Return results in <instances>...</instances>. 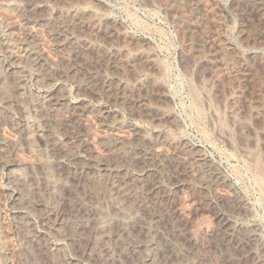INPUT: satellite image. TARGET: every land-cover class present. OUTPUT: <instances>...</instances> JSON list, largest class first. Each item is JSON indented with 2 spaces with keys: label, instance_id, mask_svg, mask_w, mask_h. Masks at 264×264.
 Returning a JSON list of instances; mask_svg holds the SVG:
<instances>
[{
  "label": "rangeland",
  "instance_id": "374dc122",
  "mask_svg": "<svg viewBox=\"0 0 264 264\" xmlns=\"http://www.w3.org/2000/svg\"><path fill=\"white\" fill-rule=\"evenodd\" d=\"M28 1L16 0L14 3L13 0L8 4L0 0V69L3 71L4 67L24 77L26 92L28 96L32 95L30 98L37 100L63 95L68 103H84L90 109L89 114L93 115L88 114L90 117L83 121L85 128L81 126L83 128L80 130L91 132L95 145L102 146V136L106 134L117 133L125 137V163L116 168L110 161L103 167L95 168L96 176L100 175L95 182L98 185H95L102 190L101 196L105 198L98 197L92 206L99 213L98 217L105 228L110 225L108 229L113 228V231L118 224L132 225L130 222L134 224L140 221L148 239L143 254H153L158 246H163L162 238L165 235L150 218L151 210H147V213L142 206L154 197V204L157 205L151 204L152 207L158 206L160 199V203L167 201L171 204L176 213L172 225L182 231V235L167 233L166 237H172L171 240L181 248L179 258L187 259L192 264L219 261L224 252L220 248L221 234L218 229L220 220L225 219L244 229L250 239L247 249L251 251V256L264 259V0ZM27 3L31 4L29 10L25 9ZM15 9H19L18 12ZM34 16L39 22L37 31L30 37L25 32L26 19ZM61 27L70 29L75 39L71 58L64 55L68 46L60 34ZM72 66L75 71L71 70ZM47 68L49 73L40 77V73ZM102 78L112 83L110 92L106 93L101 87ZM9 80L12 77L5 84L7 90L10 89L9 94H13L11 87H8L12 84ZM100 112L108 116L103 118L99 116ZM62 117V113L54 114L51 125L49 122L35 121L46 134L54 133L63 138L65 129L59 126ZM3 126H0V136L13 135L9 131L11 128L7 127L10 126L8 123ZM48 126L56 129L51 130L52 127ZM136 134L142 137H139V145L133 142ZM36 144L44 148L43 145V148L40 147L42 143ZM75 144L74 148L77 147ZM151 146L162 148L164 154L167 153L166 160L163 156V160L144 162L133 159L130 152L126 153L130 148L137 152ZM180 148L192 155L191 160L194 154H201L209 164H195L194 160L180 161L176 157ZM191 150L193 154H190L193 152ZM51 156L49 160L54 165L51 166L52 173L54 168L57 169V163ZM4 158L6 160L0 154L2 221L7 220L3 222L9 227L13 238L16 236V223L18 225L22 218L31 221L34 230H42V209L14 203L16 189L7 174L9 169L3 165ZM23 160L26 161L27 156ZM95 160L91 158V162L97 166L98 161ZM29 170V167H25L22 174L29 176ZM57 171L52 173L53 177L59 173ZM112 172L144 177L135 183L134 192H137L133 197L122 198L125 200L121 201L119 195L113 192L108 182ZM220 180L225 181V186ZM141 198L144 199L142 204ZM129 204L135 206L136 213L123 217L121 210H130L132 207ZM139 204L142 205L141 210ZM242 205H245V209ZM124 218H127L126 221ZM50 222L53 223L52 220ZM159 231H162L163 237ZM56 235L50 234L47 241L58 249L60 247L59 253L63 257L74 259L78 264H95L91 258L81 256L79 250L71 246L73 244ZM1 259L0 264L3 262ZM30 259L32 264H46L37 256ZM244 259L240 264H247L250 260L249 257ZM12 264L19 263L13 261Z\"/></svg>",
  "mask_w": 264,
  "mask_h": 264
},
{
  "label": "bare ground",
  "instance_id": "6f19581e",
  "mask_svg": "<svg viewBox=\"0 0 264 264\" xmlns=\"http://www.w3.org/2000/svg\"><path fill=\"white\" fill-rule=\"evenodd\" d=\"M12 1L13 0H5V2H8V4H11L10 2H12ZM15 1L16 0H14V3H15ZM37 2H38V0H37ZM14 3H12V4H14ZM38 3H40V2H38ZM30 7H31V4L27 3L25 9L29 10ZM15 8H16V6H15ZM17 8H18V6H17ZM18 10L15 9V11H17V12H18ZM33 14H35V13L33 12ZM15 15H16V13H15ZM25 15H23V16H25ZM18 16H19V14H18ZM44 17H46V16H44ZM0 21H1V19H0ZM38 22H39V20H37V18H35V16L29 17L26 19V28H25L26 31L25 32L28 36L32 37V35L35 34L34 31L36 30V27L38 26ZM93 23H94V20H93ZM63 24H65V23H63ZM39 25H40V23H39ZM40 26L42 27V25H40ZM23 27H25V26L23 25ZM61 29H62V31L59 28V31H61L60 34H62L64 36L65 45L68 46L67 50L65 51V53L66 52L67 53L64 55H66V57L71 58V57H73L71 52L73 50L74 40H75V39L73 40V37H72L73 33L70 29H67L66 27H61ZM59 31H57V32H59ZM94 34H95V32H94ZM109 42H111V41H109ZM4 50H2V51H4ZM76 53H78V52H76ZM17 55H20V54L17 53ZM114 55H116V54H114ZM108 57H107V59H108ZM74 58H75V56H74ZM61 63H63V62H61ZM0 66H2V64H0ZM40 66H41V64H40ZM73 66H74V64H73ZM73 66L71 67L72 71L74 70ZM2 69H3V71H1V69H0V126H2V128H3L4 127L3 125L6 126V124L8 123L10 126H7V127L11 128L9 131H12L11 133H13V135L9 136V134H8L7 135L8 137L0 136V154H2L4 157H6V160L4 158V164L3 165L7 169H9V170H7V172H8L7 174H9L8 176L12 180L11 182L14 184V187L16 189L15 193L13 194L14 198H15L14 203L18 202L19 204H22L28 208L31 207L32 209H37V210L42 209L43 210V219H44L43 225L44 226H43L42 230H37V229L34 230L30 225L31 221L29 222V220H25L24 218H22V219H20L18 225L16 223V230H14L16 236H15V238H13V236L10 235L11 231L9 232V229H8L9 227L7 228L5 223L3 222L5 220L2 221L3 218L1 219V217H2V215H1V217H0V258L3 259V262L1 264H12L13 261H15L19 264H32L30 258H33L35 256L39 257L41 260H44V262H46V264H78L77 261H75L74 259H71V258L66 259V257H63V254L59 253V249H60L59 246H57V247H59V249H58V248L52 246L53 244L51 245L50 241H49L50 243H48V241H47L48 236L50 234L55 235V233H57V235L59 234L60 239L63 238L66 241H68L69 244L70 243L73 244V245H71V244L70 245L75 246V248H77L76 250H79V252L82 254L81 256L84 255V256L88 257L87 259L91 258L92 261L95 262V264H192L187 259L179 258L181 248L179 247L180 248L179 249L177 247V245L175 244V242H176L175 240H174L175 242L172 241L173 240L172 237H171L172 240L170 238L166 237V235H168L167 233H169V234L172 233L173 235H177V236L182 235V231L176 229L172 225V222L175 221V219H176V213L171 208L172 205L169 204L167 201L164 203L163 202L160 203V201H159L160 199H159L158 200L159 205L156 207H154V206L152 207L151 204L157 205V204H154V200H156V199L154 197L150 198L149 195H147L150 198L149 202H147L148 204L146 203V200H145L146 204H143V206L140 205V204H142V202L144 200V199L142 200V198H141V200H140L141 203L138 205L139 207L140 206L143 207L142 210L143 209H146V211L151 210L150 218L156 224H158V226H160L162 231H164L163 234L165 235V237H163L164 235H162V231H159L161 233L160 235H162V237H163L162 239L164 241L163 240L162 241L164 244H163V246H158L155 249L156 251L153 254H145V253L143 254L144 246H145L148 239H147V235H146L147 232L145 231L146 229L144 228V226L141 224L140 221L137 220V223H134V224H133V222H130V223H132V225L130 224L131 226L128 225L129 223L128 224L127 223L118 224L119 226L116 225L117 228L115 227L116 229L112 231L113 228L111 230L108 229L110 227V225L109 226L107 225V227L105 228V225H103L104 223L100 222L101 218L99 219V217H98L99 213L98 212L96 213L97 210L95 211L93 209V206H92V204H94L93 202H96V199L98 197L101 198L103 196V195L101 196L102 190L100 189L101 190L100 191L99 188L96 187V185H98V184H96L95 182L97 181L96 180L97 177L99 178L100 175L96 176L97 173H95V168L96 167H103L106 163H110V161H112V163H114L113 165H116V168H117V166H119V164L123 165L122 163L123 162L125 163V152H124V147H123L124 146L123 144H125V137H122L123 135L120 136V134H117V133H113L110 135L106 134V135L102 136V143L104 142L103 145L102 146L97 145V144L95 145V143L93 142V135L91 134V132L88 133L89 131L83 132L82 130H80L81 126H83V123H84L83 121L85 120V118H87V117L89 118L91 115H93V114H91V115L89 114L90 109H88V107L85 106L84 103H82V104L76 103V105L68 103L63 95H57L55 97H53V95H51V97H43V98L41 97L40 99L38 98L37 100H35L34 98H30V96H32V95L28 96L29 94L26 92L27 89H26V86L24 84L25 81H23V79H24L23 75H22L23 78H21L20 76L15 75L14 73H11L13 71L9 72L8 70L4 69V67ZM36 70H38V69H36ZM37 72H39V71H37ZM46 72L49 73L48 68L44 69L43 72L40 73V77H44L41 75H45ZM16 74H18V73H16ZM49 75H51V74H49ZM78 75H79V73H78ZM9 77H12V80H9L12 82V84L8 87H11V89H12L11 93L13 92V94H9L10 89L7 90L8 88L5 84V81ZM100 82H101L100 83L101 87L106 91V93H107V91L110 92V88H112V83L109 82L108 80H105V79L101 80ZM9 83L10 82H8L7 84H9ZM113 89H114V87H113ZM58 112L63 114L62 120L60 119V122H59L60 128L62 127L63 130L65 129L63 138H59L54 133H50V132H49L50 134H46L45 132L40 130L38 128V125H37V121H42V123H44V122L48 123L49 122V125H51V122H52L51 119H53L51 117H53L54 114H56ZM31 113H32V115H31ZM88 114L90 116H88ZM99 116L105 118L108 115L104 112H100ZM95 117L96 116H94V118ZM35 120H37V121H35ZM106 120H108V119H106ZM85 122H86V120H85ZM45 125H46V123H45ZM54 125H56V124H54ZM48 127H52L51 130L56 129L55 127L53 128V126H48ZM56 127H58V126H56ZM48 129H50V128H48ZM86 130H87V128H86ZM60 132H62V131H60ZM134 134H135V132H134ZM139 137L140 136H138V134H136L133 137V142H137L138 145L140 144L139 143ZM140 138H142V137H140ZM128 141H130V139ZM38 142H40V144L42 143L41 146L40 145L39 146L42 147V145H43L44 146V148L42 147L43 149H41L37 146L38 144H36V143H38ZM73 142H74V144L76 143L75 145H77V147H75V148L73 147V145H74V144H72ZM132 144L134 145V143H132ZM167 144H168V142H167ZM130 145H131V143H130ZM187 148H185V149H187ZM183 149L184 148H180V150L178 149V152H176V157L179 158L180 161L182 160V162L183 161L191 162L192 160H194V163L196 161L195 164H199V163L203 164L204 162H206L205 159H207V158H204L203 155L201 156V154L200 155L198 154L196 156L194 154V156H193L194 158H192V160H191L190 156H192V155L189 156L187 150H183ZM191 151H193V150H191ZM246 151H248V150H246ZM128 152H130L133 159L141 160V161H144V160L147 161V160H153V159L159 160L163 156L166 160V158L168 157L166 155L167 153L164 154V152L162 151V148H155L154 146H153V148H152V146L151 147H144L143 150H141V151L138 150L137 152H135V150L134 151L131 150V148H130V151L129 150L126 151V153H128ZM22 153H24V154H22ZM193 153H194V151L190 154H193ZM20 154L24 155L23 157L27 156V160L26 161L23 160V157L21 159ZM26 154H28V155H26ZM128 154H126V155H128ZM50 155H52L51 158L52 157L55 158L54 161L57 163L56 164L57 166L55 165L57 167V169L54 168V171H52V173H55V170L56 171L58 170L57 172H59V173H57V175H56L57 177L55 176L56 178L53 177L54 175L52 176V173H51V169H52L51 166L54 167V165H52L51 164L52 161L49 160ZM171 156L175 157L174 154H171ZM28 157H29V159H28ZM91 158H95L98 161L97 166H96V163L94 164L93 162H91ZM168 159H170V158H168ZM161 160H163V159H161ZM206 163H208V162H206ZM204 165H205V163H204ZM204 165H201V167ZM147 166H148V164H147ZM25 167L26 168L29 167V169H30L29 171H31V174L29 176L27 175V173L25 175L22 174V172H25V171H23ZM206 168H209V167H206ZM25 170H27V169H25ZM27 172H28V170H27ZM178 172H180V171H178ZM112 173H114V174H112ZM112 173L109 174L110 176L108 175L109 180H108V178H106V180H108V182L110 181V183H109V185L111 184L110 188L112 187L114 190L113 192H115L116 195H119L120 198L119 197H116V198L117 199L119 198L121 201L125 200L122 198L127 199V197H130V196L133 197L137 192V191L134 192L135 183L141 181L144 178L142 176H133V175L125 176L124 174L121 175L119 172H116V173L112 172ZM104 176H102V177L104 178ZM209 177L210 176H208V178ZM216 177H215V179H216ZM221 177L222 176H220L218 178H221ZM180 179H181V177H180ZM220 181L222 182V185L225 186V181L224 180H220ZM221 182H219V183L221 184ZM145 183H147V182H145ZM138 186H139V184H138ZM229 187H230V185H229ZM144 189H145V187H144ZM150 189H152V188H150ZM229 189H231V188H229ZM135 190H137V189H135ZM223 190H225V189H223ZM1 195H3V194H1ZM140 196H142V195H140ZM136 197H135V200L138 199ZM128 200H129V198H128ZM128 200H126V201H128ZM135 202L137 203V200ZM120 203L121 202H119V204ZM115 204H117V203H115ZM121 204H123V203H121ZM239 205H241V204H239ZM10 206H12V205H10ZM224 206L226 207V205H224ZM242 206H244L243 209H245V205H242ZM118 207H121V209L123 208L122 206H119V205H118ZM126 207H128L127 203H126ZM130 207H132V208L131 209L129 208L130 210H127V212L121 210L123 217H127L130 213H134V212L136 213V208H133L135 206L130 205ZM112 209H113V207H112ZM116 209H117V207H116ZM240 209L242 210V207ZM140 210H141V207H140ZM33 211L36 212V210H33ZM137 212H138V210H137ZM144 212H145V210H144ZM40 213H42V212H40ZM120 213H119V216L122 218V215ZM147 213H148V211H147ZM113 215H114V212H113ZM131 215H133V214H131ZM146 215H148V214H146ZM126 219L127 218H124L125 221H126ZM128 219H130V218H128ZM50 220H52L53 223H51ZM41 223H43V222L41 221ZM111 226H112V224H111ZM218 232H219V234H221V244H220L221 247L220 248H221V251L223 250L224 255L219 261L217 260V262H213L212 264H240V263H242V262H240L242 259H244V258L246 259L248 257L250 258V260H249V262L246 260L248 262L247 264H264V259H262V258L260 259V258H256L254 256H251L252 255L251 251H249L247 249L248 241H250V239H248L249 237L244 233L245 231L242 227L237 226L233 223H229L225 219H221ZM157 235H159V234H157ZM51 236H53V235H51ZM184 241H186V240H184ZM160 242L161 241H159V243ZM183 251H181V252L183 253ZM189 251H190V249H189ZM221 251L219 249V252H221ZM196 253H197V251H196ZM60 255H62L63 258L60 257ZM221 255H222V252H221L220 256ZM195 256H196V254H195ZM181 257H182V254H181ZM197 257H199V256H197ZM215 259H219V258H215ZM197 260H198V258H197ZM33 261H35V260H33ZM209 261H212V260H209ZM206 262H205V264H206ZM208 262H207V264H209ZM243 263H245V261H243Z\"/></svg>",
  "mask_w": 264,
  "mask_h": 264
}]
</instances>
